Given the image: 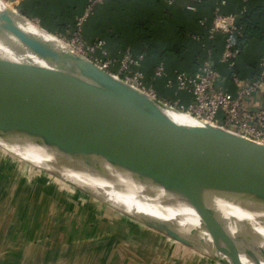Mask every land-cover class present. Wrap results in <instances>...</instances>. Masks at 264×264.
<instances>
[{"label":"water","instance_id":"water-1","mask_svg":"<svg viewBox=\"0 0 264 264\" xmlns=\"http://www.w3.org/2000/svg\"><path fill=\"white\" fill-rule=\"evenodd\" d=\"M10 11L20 27L3 21L0 27L59 39ZM54 58L73 65L66 55ZM134 93L116 94L0 61V139L16 142L23 153L55 159L83 149L111 172L103 179L109 189L99 186L132 206L140 224L216 264H264V146L135 88ZM49 173L97 194L72 177ZM149 202L171 219L146 213Z\"/></svg>","mask_w":264,"mask_h":264},{"label":"crops","instance_id":"crops-1","mask_svg":"<svg viewBox=\"0 0 264 264\" xmlns=\"http://www.w3.org/2000/svg\"><path fill=\"white\" fill-rule=\"evenodd\" d=\"M189 4L184 0L172 7L163 0L108 1L84 24L83 38L88 42L105 41L109 58H119L125 50L134 56L145 53L142 79L153 87L157 99L188 105L192 102L188 94L175 96L174 89L166 88L164 78L152 77L160 64L173 80L177 71L197 72L203 51L195 37L206 36L199 21L213 20L215 1L202 0L195 4V11L187 9ZM86 5L87 0L10 3L14 11L48 33L67 37ZM241 6L242 0H227L222 12L235 15ZM248 9L236 68L242 79L258 75L264 48V0H249ZM225 39L226 35L220 33L207 46L227 89L235 93L230 72L219 62ZM118 70L119 65L111 68L112 73ZM9 166L0 160V264H216L142 224L144 231L113 221L103 203L95 204L76 188H58L50 193L49 181L43 177L20 188L22 183ZM88 200L92 203H86Z\"/></svg>","mask_w":264,"mask_h":264},{"label":"built area","instance_id":"built-area-1","mask_svg":"<svg viewBox=\"0 0 264 264\" xmlns=\"http://www.w3.org/2000/svg\"><path fill=\"white\" fill-rule=\"evenodd\" d=\"M10 6L12 0H0ZM113 0H87L84 12L76 17L75 29L69 37L56 35L60 40H68L71 47L86 57L102 70L118 77L135 89L157 98V93L151 86H147L140 71L146 54L134 56L125 50L119 58H109L106 42L96 39L88 42L83 38V27L88 19L94 15L97 7ZM167 7H172L178 0H163ZM190 2L189 11H195V4L202 0H184ZM215 1V17L208 22L206 19L199 24L206 30V36L195 39L202 44V59L196 73L188 74L177 71L174 80L170 77L164 64L156 67L153 80L164 78L166 88L174 89L175 96L186 93L192 102L183 105L180 101L165 102L182 113L199 121L217 126L229 133L248 139L264 146V48L259 60V73L255 77L242 79L236 72L240 48L245 37V16L248 14L249 0H242L240 12L235 15L223 14L227 0ZM225 34L226 39L219 62L230 72V79L235 88L231 93L220 71L212 59V49L207 43L212 42L218 34ZM119 65L117 73L111 68Z\"/></svg>","mask_w":264,"mask_h":264},{"label":"bare ground","instance_id":"bare-ground-1","mask_svg":"<svg viewBox=\"0 0 264 264\" xmlns=\"http://www.w3.org/2000/svg\"><path fill=\"white\" fill-rule=\"evenodd\" d=\"M0 21L12 28L21 25L11 13L8 5L0 4ZM6 29L0 27V61H6L17 67H28L45 73L56 74L116 94H135L134 87L116 76L108 75L96 68L86 57L59 39L40 33L33 35L15 34ZM56 55L68 56L73 61V65L62 66L57 64L54 58ZM0 143L12 151L22 153L17 148L16 142L0 139ZM22 156L48 172L72 177L83 187L110 199L99 184L111 172L100 159L83 149L75 150L73 156L61 159L51 158L44 154H34L33 152H24ZM144 211L159 219H171V215L164 213L162 209L150 202Z\"/></svg>","mask_w":264,"mask_h":264},{"label":"rangeland","instance_id":"rangeland-1","mask_svg":"<svg viewBox=\"0 0 264 264\" xmlns=\"http://www.w3.org/2000/svg\"><path fill=\"white\" fill-rule=\"evenodd\" d=\"M63 42L66 43L67 45L71 46V44H69L68 40H65ZM22 154H23V152L20 153V152L8 150L0 144V160L5 161L8 164V166L10 165L9 167L13 168L12 170H13L14 174L16 175L15 178H17L18 182L22 183L19 186L20 188H22L26 184H29L31 181L36 179V177H43L49 181V184H50L49 188L50 189L48 188V192H50V193H53L55 191V189H58V188L65 190V191L66 190L68 191V189H70V187L75 189L74 186L57 179L54 175H52L48 171L44 170L43 168L39 167V165H36V164L26 160L24 158V156H22ZM68 185H70V186H68ZM102 185L104 186V188L109 189V185L106 182H103ZM22 190H24V189H21V191ZM75 190H78V193L80 192V193H83L84 195H87L88 197H86V198L87 199L89 198L90 201H94L95 204H102L103 203V205H105V210L109 211V212H107V214L109 213L108 215L110 216L111 219H113V221L119 220V221H122L121 222L122 224L128 225L129 228L132 230L134 229V227H136L137 229L144 231V228H142L140 226L141 224L138 221H136L134 219V217L132 216L133 215V213H132L133 207L132 206L127 207L123 201L114 200L112 198L111 190H108L109 193L107 192L108 196L110 197V199H108V200H110L112 202L110 204L108 201L106 203H104V201L107 200V199H105L104 196L102 197V196H99V195L94 194V193H85L84 191L77 189V188ZM89 200L86 201V203H92ZM113 203L116 206L114 205V207H113L111 205ZM95 206H97V205H95ZM93 210H95V209L93 208ZM141 213L142 212H140V214ZM16 223H18V221H16ZM144 227L147 229H150L146 226H144ZM150 230L154 231L152 229H150ZM211 261L212 260H210V262ZM212 263H215V262L212 261Z\"/></svg>","mask_w":264,"mask_h":264},{"label":"trees","instance_id":"trees-1","mask_svg":"<svg viewBox=\"0 0 264 264\" xmlns=\"http://www.w3.org/2000/svg\"><path fill=\"white\" fill-rule=\"evenodd\" d=\"M248 14H249V13H248ZM248 14H247V15L245 16V18H244V21H243L244 26H245V20L247 19ZM245 29H246V27H245Z\"/></svg>","mask_w":264,"mask_h":264}]
</instances>
